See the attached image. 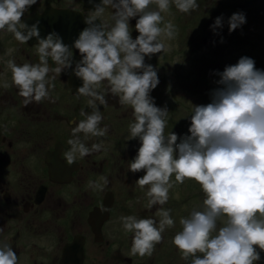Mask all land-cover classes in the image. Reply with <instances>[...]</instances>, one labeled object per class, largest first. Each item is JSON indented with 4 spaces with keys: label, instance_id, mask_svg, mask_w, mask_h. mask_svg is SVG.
<instances>
[{
    "label": "clouds",
    "instance_id": "9594fccd",
    "mask_svg": "<svg viewBox=\"0 0 264 264\" xmlns=\"http://www.w3.org/2000/svg\"><path fill=\"white\" fill-rule=\"evenodd\" d=\"M36 3L0 0V31L12 33L21 44L35 37L39 61L18 65L14 59L5 60L12 77L11 83L5 79L2 86L7 89L14 85L26 107L51 99L49 89L54 84L50 81L66 69L82 80L76 94L88 98L87 107L92 111L82 110L80 115L85 119L71 130L70 149L65 153L68 164L102 149L103 141L90 148L85 141L107 136L108 127L100 126L103 116L99 107L107 104L106 95L117 96L122 106L132 109L126 140L138 138L140 146L128 170L144 173L135 182L141 190L147 186L145 207H161L156 212L158 225L153 218H119L124 231L132 234L130 255L150 257L164 231L175 226L171 209L163 207L169 200L174 175L176 184L194 180L204 193L202 210L193 208L188 216L181 217L182 230L172 237L186 264H254L260 260L257 248L264 251V70L257 69L247 56L225 66L217 72L216 83L221 87L211 91V102L193 105L191 115H187L189 134L178 137L170 132L165 136L169 110L158 107L150 95L159 78L145 57L168 51L165 41L176 36L175 25L162 13L169 14L174 4L179 12L188 14L198 8L197 0H101L84 18L87 27L71 48L55 31L41 38L38 20L31 25L23 22L25 13ZM153 4L156 9L150 10ZM106 8L114 9L112 24L102 19ZM132 18L138 32L135 39L131 35ZM245 22L243 13H233L228 18L229 32ZM222 26V17H217L210 27L215 31ZM73 48L81 57L74 68ZM15 51L9 48L6 55L11 57ZM49 58L55 68L49 65ZM50 71L54 75L49 78ZM107 183V177L101 176L97 181L89 180L88 187L102 191ZM218 221L222 226L218 227ZM0 264H19L6 238L0 240Z\"/></svg>",
    "mask_w": 264,
    "mask_h": 264
},
{
    "label": "rangeland",
    "instance_id": "374dc122",
    "mask_svg": "<svg viewBox=\"0 0 264 264\" xmlns=\"http://www.w3.org/2000/svg\"><path fill=\"white\" fill-rule=\"evenodd\" d=\"M197 4L198 8L188 14L179 12L174 4L171 6L169 14L162 13L166 21L171 20L175 25L176 36L171 41H165L166 45L169 46L168 51L153 54L150 58L145 57V63L156 68L159 78V84L150 92V95L158 107L166 106L169 110L164 129L165 136L170 132H175L178 137L189 134L190 119L187 115H191L193 105H206L211 102V91L221 87L216 83L219 79L217 72H222L225 66L234 65L240 57L247 56L254 60L257 69L264 70V0H197ZM155 9L154 4L150 5V10ZM112 11L114 9H106V13ZM237 12L245 15L246 22L229 32L228 18ZM217 17H222L223 26L217 27L213 31L210 26L214 24ZM109 20L106 23L109 24L112 21L111 18ZM130 22L131 35L135 39L138 35L134 28L135 18H132ZM104 86H106V82L105 85H102L101 90ZM76 87L75 81L70 83V93L75 97L78 96ZM66 96H69V93ZM105 98L107 104L99 106L103 116L100 126L106 125L108 127V135L103 138L109 139V141L107 146L103 145V148L106 149L100 151L106 152L105 155L110 158L112 153L117 154L120 152V147H124L133 116L132 109L122 106L117 96L108 94ZM91 111L92 109L87 107L86 100L85 112L90 114ZM58 121L60 120H53L52 122L56 124ZM68 130L65 137L58 135V139H67V144L72 137L70 125H68ZM33 131L36 138L40 136L41 125H37ZM112 134L115 137H111ZM80 136L83 140V133ZM16 141L17 138H11L13 145L11 149L14 148ZM101 141V138L89 137L85 144L90 148L93 143ZM128 142L132 146L136 145L133 143L140 145L138 138L128 140ZM69 149L70 145L68 144L63 153L64 157ZM16 151L22 164L33 172L34 177H40V160L43 157H40V160H35L34 156L37 154L32 152V149L22 145H19ZM96 153L94 151L82 159L78 158L75 162L79 160L90 162L93 159L98 161L99 156ZM74 167L69 166L70 169ZM110 167L111 165L106 163L97 173L89 172L85 168L83 184H81L80 179L75 177L72 184L60 188V191L67 195L69 201H74V205L68 209L64 224L65 240H71L75 234H80L74 236V241L77 237H81L80 239L85 242L86 264H144L143 260L148 261L147 264H186L181 259V253L172 243V237L182 230L179 223L181 217L188 216L193 208L202 210L204 193L199 184L194 180L187 179L183 184H176L175 176H172L173 187L169 190V200L163 207L171 209L170 215L174 219L175 226L164 231L163 239L156 244V249L150 257H140L139 255H130L132 234L124 231L119 218L127 215H135L138 218H153L158 225L159 217L156 216V212L161 206L156 205L151 209L145 207L148 202L147 186L143 190L136 187L131 192L129 186L109 182ZM134 174L139 176L141 172ZM101 176L107 177L108 180L102 191L88 187L89 180L97 181ZM25 181L23 172L20 171L18 177L6 176L1 178L0 183L5 186H19L20 188L21 183ZM49 192H54L52 187ZM83 197L85 200L83 219L77 222L79 214L77 203L79 200H83ZM104 198H112L113 204L110 206L111 210L110 208L108 210V216L100 223L99 230L97 229L100 237L103 233V240L96 242L87 224V214L92 209L93 204L99 203L97 207H100ZM13 210L15 207L4 205L0 201V215H5V211ZM219 226H222L220 221H218ZM20 241L21 253L24 250L28 254L29 251H32V243H36L42 248L36 255L46 259L55 254L58 244L55 232H21ZM160 244H165V246L161 247ZM257 251L260 252V260L255 261L254 264H264V251H260L258 248ZM197 255L202 254L197 253Z\"/></svg>",
    "mask_w": 264,
    "mask_h": 264
},
{
    "label": "flooded vegetation",
    "instance_id": "af4514ba",
    "mask_svg": "<svg viewBox=\"0 0 264 264\" xmlns=\"http://www.w3.org/2000/svg\"><path fill=\"white\" fill-rule=\"evenodd\" d=\"M100 2L101 0H92L91 3L89 0H37V3L32 5L25 13L22 20L29 25L38 20L41 38L49 32L55 31L62 38V42L71 48L73 41L78 38L80 31L84 29V27L80 28V24L84 23V18L92 11L94 4ZM106 9L102 17L105 22L111 18L113 12L106 13ZM70 12L76 15L71 17L78 21L77 31L75 28L73 29L74 23H70ZM111 22L109 24H112ZM36 43V38L32 37L27 43L21 44L14 38L12 33L0 31V180L6 176L18 177L20 171L23 172V178L26 179L25 182L21 183L20 188L19 186L9 187L0 183V201L4 205L15 207V210L5 211V215H0V240L7 239L19 258V264H61L62 252L72 241V239L65 240L66 230L64 224L68 209L74 205V201H69L67 195L61 192L60 188L72 184L75 177L80 179L81 184H83L85 168L89 172L97 173L104 164L109 163L111 165L108 173L109 182L129 186L130 191L133 192V189L138 187L135 182L136 179L144 173L141 171V174L137 176L128 170V164L135 157L140 146L137 143H133L136 145L132 146L128 140H125L124 147H120V152L117 154L112 153L110 158L105 155L106 152L98 151L96 153L99 156L98 161L95 159L90 162L79 160L68 164L63 156L68 146L67 139H58V135L65 137L69 131L68 125L71 126L72 130L80 120L85 119L80 113L82 110L85 111L86 100H88L87 97L71 95L69 89L71 82L75 81L76 88L82 85V80L77 78L71 69H66L59 77L50 81L51 84H54V87L49 89L51 99H45L41 103L33 102L25 107L23 97L19 95V91L14 85L7 89L3 88V81L6 79L11 83L12 77L11 71L7 69L4 61L11 58L18 65L38 63ZM9 48L16 49L11 57L6 55ZM73 57L72 67L74 68L81 58L78 50L74 48ZM49 65L51 68L56 67L50 58ZM52 75L54 73L50 71L49 78ZM67 93H69V96H66ZM58 119L60 121L56 124L52 122ZM37 125H41L42 132L36 138L33 129ZM59 129L64 132L60 133ZM111 137H115V135L112 134ZM11 138H17L13 149H11L13 147ZM101 139L103 145L107 146L109 139ZM19 145L32 149V152L37 154V156H34L35 160H40V157H43L40 160V177L35 178L33 172L22 164L16 151ZM102 149L106 148L102 147ZM114 150L117 151L116 148ZM52 153L62 158L66 164V169L61 171L68 176L71 175V179L64 184L50 178V163L46 159ZM68 165L75 167L70 169ZM51 187L54 190L53 193L49 192ZM84 203V197L83 200H79L77 203L79 213L77 222L83 219ZM98 204H93L92 209L88 211L87 224L93 233L94 241L101 242L103 233L99 239H96L94 227L88 221L93 208L99 206ZM21 232H55L58 238L55 254L49 259L37 256L36 253L41 251L42 248L37 246L36 243H32V251H29L28 254L24 250L21 253L22 250L19 246V244L21 245ZM84 244L85 242H83L84 257L82 264H86ZM129 260L131 261L130 258Z\"/></svg>",
    "mask_w": 264,
    "mask_h": 264
},
{
    "label": "water",
    "instance_id": "95a60500",
    "mask_svg": "<svg viewBox=\"0 0 264 264\" xmlns=\"http://www.w3.org/2000/svg\"><path fill=\"white\" fill-rule=\"evenodd\" d=\"M71 16H76L72 14L71 12L69 13L70 17V23L73 24L78 28L79 24L77 19H73ZM48 22V20H47ZM100 21H98L99 24ZM81 27H87L86 24L82 23L80 24ZM69 172L71 170H68ZM59 174L65 178V181H69L71 179V175L64 174L61 170L59 171ZM51 174L50 172V178L52 180L58 181L57 177ZM112 203V198H104L103 204L100 207H94L93 211L90 214L89 217V224H91L94 227V232L96 239H99V227L100 223L102 222L103 219H105L108 216V210L111 206ZM104 208L106 211L101 212L100 209ZM98 229V230H97ZM81 237H77L75 241L69 243L63 250V256L61 260V264H82L83 257H84V250H83V241L80 239Z\"/></svg>",
    "mask_w": 264,
    "mask_h": 264
},
{
    "label": "bare ground",
    "instance_id": "6f19581e",
    "mask_svg": "<svg viewBox=\"0 0 264 264\" xmlns=\"http://www.w3.org/2000/svg\"><path fill=\"white\" fill-rule=\"evenodd\" d=\"M95 23L98 24V21H95ZM84 24H85V22H84ZM74 28H75L76 31H77L78 28H77L75 25L73 26V29H74ZM59 130H60V133H63V132H64V131L61 130V129H59ZM46 161H47L48 163H50V170H51V173L57 177L58 182H59L60 184H64L66 181H65L64 178L59 174V171H60V170H65V169H66V167H65L66 164L64 163L63 159H62V158H59L58 155L52 153L51 156H48V157H47ZM88 220H89V219H88ZM73 241H74V236H73L71 242H73ZM171 244H172V243H171ZM160 246H161V247H164L165 244H160ZM155 249H156V248H155ZM62 256H63V252H62ZM160 256H161V255H160ZM147 262H148V261L143 260V263H144V264H147Z\"/></svg>",
    "mask_w": 264,
    "mask_h": 264
}]
</instances>
